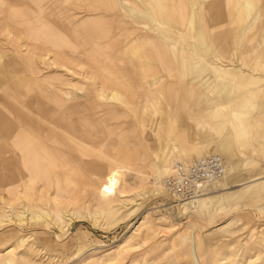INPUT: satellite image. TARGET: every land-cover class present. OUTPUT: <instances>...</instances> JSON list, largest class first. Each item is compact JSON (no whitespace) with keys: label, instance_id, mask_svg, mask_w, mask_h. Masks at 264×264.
<instances>
[{"label":"rangeland","instance_id":"1","mask_svg":"<svg viewBox=\"0 0 264 264\" xmlns=\"http://www.w3.org/2000/svg\"><path fill=\"white\" fill-rule=\"evenodd\" d=\"M140 2L128 1L148 8ZM180 2L175 4L187 10L199 3ZM258 5L252 2L250 9ZM153 7L158 10L162 5ZM243 11L234 9L237 15L224 23L236 22ZM115 15L88 11L74 0H0V57L21 64L15 67L26 74L31 71L29 63L35 65L33 80L52 113L40 120L16 106L22 120L12 121L11 130H0V264H264V73L244 68L234 52L223 60L231 62L224 63L223 70L236 68L241 76L237 94L246 93L250 100L243 96L240 102H216L224 119L210 123L222 124L217 131L223 138L222 154L216 151L219 140L212 142L214 136L196 128L199 120L187 110L192 101L179 97L186 92L182 88L194 85L186 70L199 62L190 50L199 41L186 35L170 41V52L160 55L169 74L156 62L145 64L154 61L155 53L150 43H141V63L135 66L139 79L131 82L115 62L122 45L108 48L114 34L97 42L98 50L84 41L86 32L108 27ZM251 16L249 22L255 14ZM120 21L126 23L120 31L136 27L130 18ZM31 27L39 28L45 39L34 40ZM48 41L60 46L54 48ZM178 46L187 49L177 52ZM248 55L252 54L243 53L242 60ZM147 77L159 81L150 86ZM56 88L77 97L90 94L84 98L91 105L88 117L91 123L97 120L101 130L92 133L106 134L96 149L69 152L74 159L69 166L54 161L50 126L57 108ZM245 103L253 114L245 111L236 119L234 107L243 109ZM252 115L255 121H247ZM241 122L243 133L235 126ZM129 124L132 129L126 131ZM203 139L210 144L199 149V156L228 160L232 165L228 179L207 185L186 205L177 204L164 190L155 194L152 167L159 149L166 146L170 153L180 148V157L189 159L181 152L184 148L194 158L198 156L190 142ZM180 157L174 154L171 159ZM105 158L132 166L127 176L118 178V190L128 191L123 197L103 187L109 165ZM225 183L239 186L223 190ZM213 188L221 192L204 200L202 194Z\"/></svg>","mask_w":264,"mask_h":264},{"label":"bare ground","instance_id":"2","mask_svg":"<svg viewBox=\"0 0 264 264\" xmlns=\"http://www.w3.org/2000/svg\"><path fill=\"white\" fill-rule=\"evenodd\" d=\"M123 1L126 2L125 0ZM139 1H141L142 3L143 1L146 2L148 4V8L147 6H144L143 3L136 8L137 11L134 10L133 14L130 12L129 14L132 19L141 24L142 29H145L147 31L146 33L154 37L175 36L178 39H183L182 37L184 35L194 37V39H197L199 41V46H196V43V47H194L195 50L201 53H213L212 59L211 61H209L212 66L211 69L213 71V74L205 75L206 78L213 79V86L205 83L204 80H200L201 85L203 84L202 89L195 90L193 88H188L186 90V99L189 102H195V100L199 102V104L195 107L187 106V110L193 112L194 115H196V117L198 118L199 122L196 125V128L200 131H204L209 135L211 134L209 137L214 136V140L216 141L215 136L217 134L218 128L222 127V124H220L219 122V124L216 125L214 123H210V120H223L224 113L217 111L214 104H216V102L227 101L228 99H232L233 103L238 101L240 102L243 96H246V93L243 94V96H239L236 92V89L238 88L241 81V76L235 71L236 68L231 70H223L222 66L224 63L228 65L231 63L229 61L224 62L223 60L225 58H228V53L234 52V55H236V57H239V60L242 62L244 68H247L251 72L264 73V0H197L199 2L198 5L196 7L191 5L189 7L190 9L188 10L180 5L177 6L175 4L176 1L180 4V0ZM252 2L259 3V5L253 8V10L250 9V3ZM156 4L159 7L162 5V7L158 10H155V7L153 6H156ZM233 8L236 10L237 8L244 10L243 13H241L242 15L239 14L240 17H243L241 18L242 20L238 21V19H240V17H238L236 22L234 23H224L225 20L229 22V18L234 19L235 15H237L233 13ZM163 12H165V14ZM253 14H255V18L252 22H249V19ZM174 15L176 18H174ZM257 21L260 22V26L258 27L256 26ZM187 25L189 26L188 28L186 27ZM119 27L120 26H118V29ZM243 53L244 55H252H248L247 58H249L247 60H242L241 56L243 55ZM252 74L253 73H251V75ZM192 76L195 78V80H199L200 78V75ZM1 81L2 80H0V82ZM158 81L159 80L156 79L150 86H154L156 83H158ZM209 90L212 91V94L207 93ZM89 95L90 94L85 93L81 97H77L75 95H71L70 93L65 94L62 92V90H58L57 88L54 89V105L57 108L54 110L53 114L54 126H50V128L54 129V161L61 163L62 166H69V164L74 161V159L70 157L71 155H69V152H74V150L77 148L81 149L85 147H93V149H96L100 146L99 141L102 136L106 135H104V133L102 132L94 134L92 133V129H97L99 131L101 130L98 121L95 120L93 121V123H91V119L88 117V114L91 113V105L90 103H87L85 99ZM34 100L37 101L36 99ZM248 100H250V98L245 97L244 101L248 102ZM246 104L247 103L244 104L242 110L239 109L237 105L234 107V116L236 119H241V116L243 114L245 115V111H247V114H253L252 108ZM201 107H204V110L209 108L208 112L201 111ZM211 107H213V113L210 112ZM38 111H40V109ZM42 113L43 115H49L50 111L46 107V105L42 106ZM11 119H13V115H11ZM249 119L254 120L253 115L251 118L248 117L246 120L248 121ZM235 126L241 133H243L244 129L241 125L237 124ZM251 126L252 125L250 124L249 127ZM28 128L30 127L28 126ZM246 128H248V123L246 124ZM9 129L11 130L10 127ZM129 129H132L130 124L125 127L126 131H128ZM222 139L218 137L219 141L216 151L225 154L223 143L221 141ZM133 145L134 144H130V146ZM179 149L174 148V150L169 153L168 147L162 146L159 149V152L154 155V162L152 167L154 168V172L152 175L154 176L155 184L157 185V188L154 191L155 194H162V190H164L162 181L165 177L171 174L172 166L175 163H181L182 165L186 166L192 160L204 156L202 154H200L201 156H199L198 148H192L194 150L193 154L195 156H198L194 158L190 155V153L185 151L184 148L183 150L181 148V152L186 153V155L188 156L187 158L189 159L182 158L177 151ZM174 154H177L181 159H171ZM105 159L108 161L109 165L108 171L104 177L105 179L103 187L108 193L117 192L118 194H121V197L125 196L124 193L128 191L125 192L124 189L121 191L118 190V178L121 176H127L128 172L131 171L130 168L132 166L129 167L127 166L128 164L125 165V162H121L113 158ZM222 161L224 163V173L219 179L208 182L199 190L197 194H194L186 201H177L176 203H184L183 205H186L189 201L193 200L203 191H206L205 189L207 185H212L213 187V185L215 186L219 183L218 181L223 180L224 177L225 179H228L229 174L232 170V165L228 163V160H226V163L223 159ZM125 185L126 189L128 185L127 182L125 183ZM224 186L227 187H224L223 190L231 189L239 185L229 186V183H225ZM219 192H221V190H214L213 188V190L202 194L203 196H205V198L203 199L206 201L212 199L216 197L218 195L217 193Z\"/></svg>","mask_w":264,"mask_h":264},{"label":"crops","instance_id":"3","mask_svg":"<svg viewBox=\"0 0 264 264\" xmlns=\"http://www.w3.org/2000/svg\"><path fill=\"white\" fill-rule=\"evenodd\" d=\"M74 1L81 4L88 11H103L105 13H116L117 12L116 13L117 15L113 16L112 19H110L107 22L109 23L108 27L102 28L99 30L93 29V30H89L88 32H86L87 37L85 38L84 41L86 44L94 46L95 50H98L99 47L97 46L98 44L97 42L107 39L108 37L114 34L113 37L111 38L112 44H109L108 48L113 49V48H116L122 45L120 48L121 50L118 51V53L114 55L115 58H117L115 62L118 63L123 68L124 75H127V76L129 75L131 77V82L138 81L139 79L138 71H136L135 66L137 63L139 64L141 63V53H142L141 43H150L151 51L155 53L154 61H151L152 60L151 59L145 64H147L148 66H151L153 63L156 62L157 67L161 68L162 72H166V74H169V71H168L169 67L164 62V60L161 61L160 55H164V53L165 54L169 53L170 46H171L170 41L174 40V38L178 40V38L175 36L154 37L146 33L147 31L145 29H142L141 24L137 23L136 20L132 19L129 14V12L133 14L134 10L137 11L136 8L139 7L137 3L135 5L133 4L129 5L128 3L129 0H125L126 2H124L123 0H74ZM115 1L116 3L118 2L117 5ZM167 1H170V0H167ZM127 14H129V17L127 16ZM126 18L132 19L136 27L131 30H121L120 31L122 25L123 26L126 25V23L121 22L120 20L124 21V19ZM118 22H120V24H118ZM118 26H120L119 29H118ZM30 29L32 31L34 40L38 41L40 38L45 39L43 38L44 35L43 33L41 34V31L39 28H36L35 30L33 27H31ZM179 40H182V39H179ZM119 41L122 42V44L121 43L118 44ZM53 42L54 41L52 42L48 41V44H52L54 48H58L60 46V45L58 46L56 42L54 43ZM176 49H177L176 50L177 52H182L184 49H187V47L178 46L176 47ZM190 50L192 51L191 53L192 55H196V58L199 60V62L196 65L191 66V68L186 70V72L188 71L187 73L191 77H193L192 75H200L199 76L200 78L199 80H195L194 78V85L191 87L186 86L185 88H182L181 91H186L188 88H191V89L193 88L195 90H199V89L201 90L202 85L200 83V79L204 80L205 83H208V84L212 83L211 86H213L214 84L213 79L207 78L209 79L207 82L205 80L206 79L205 75L213 74V71L211 69L212 66H211V63L209 62L211 61L212 57L203 55L201 54V52L195 50L194 48ZM15 66L17 65H15L12 62L10 63L6 60H3L2 58L0 59V68H1L0 69V80H2L0 82V130L1 131L9 130V127L11 128V124H10L11 121L17 122V121L22 120L20 117H17V116H20V111L16 108V106L20 107V110L22 111L23 114L28 113L34 116V118H37L40 120L43 119L42 106L43 105L45 106V104L42 101V98H41L42 95L40 94V92H38L39 90L37 88V84L34 82L33 77H32L34 73L36 72L35 65L33 63H29V69H31L29 74L24 73V71L23 72L19 71L20 69L16 68ZM19 66H21V64H19L17 67ZM13 68H16L18 70L16 69L13 70ZM147 80H151L152 83L154 82V79L152 77H147ZM197 81L198 83H196ZM50 95L51 94H49V96ZM181 96L184 97V99L187 101L186 92L182 95L179 94L180 98H182ZM34 99H36L37 101H35ZM225 102L226 101H224L223 103ZM198 104L199 102L195 100V102L189 103L188 106L195 107ZM39 105L41 108L39 107ZM214 105L217 106L218 104H214ZM212 108L213 107H211L210 109L211 113H213ZM39 109L40 111H38ZM239 109H242V107H239ZM208 110L209 108L205 109L204 111L208 112ZM225 111H228V110L226 109ZM49 114H52V113H49ZM11 115H13V119H11ZM189 117H192V115L190 114V116H188L187 119H189ZM238 124L241 125L242 127L244 126L242 122ZM184 127H186L187 129L190 128L189 124L186 123V121H184ZM215 139L216 141L218 140L217 134L215 136ZM190 143H191V146L193 145L192 147H195L201 150L206 144H210L204 139L201 142L192 140V142Z\"/></svg>","mask_w":264,"mask_h":264},{"label":"built area","instance_id":"4","mask_svg":"<svg viewBox=\"0 0 264 264\" xmlns=\"http://www.w3.org/2000/svg\"><path fill=\"white\" fill-rule=\"evenodd\" d=\"M224 173V163L218 155H206L188 165L175 163L172 172L162 181L164 191L176 201H186L210 181Z\"/></svg>","mask_w":264,"mask_h":264}]
</instances>
